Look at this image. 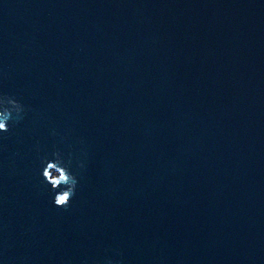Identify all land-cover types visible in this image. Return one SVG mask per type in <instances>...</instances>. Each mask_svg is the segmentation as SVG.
I'll return each instance as SVG.
<instances>
[{
    "label": "water",
    "instance_id": "water-1",
    "mask_svg": "<svg viewBox=\"0 0 264 264\" xmlns=\"http://www.w3.org/2000/svg\"><path fill=\"white\" fill-rule=\"evenodd\" d=\"M3 96L0 264H264V0H0Z\"/></svg>",
    "mask_w": 264,
    "mask_h": 264
},
{
    "label": "clouds",
    "instance_id": "clouds-1",
    "mask_svg": "<svg viewBox=\"0 0 264 264\" xmlns=\"http://www.w3.org/2000/svg\"><path fill=\"white\" fill-rule=\"evenodd\" d=\"M25 109L21 103L10 96L0 98V133H8L9 123L13 125L23 120ZM42 171L40 175L44 184L50 186L54 194L52 203L56 208L67 210L76 194L78 187L77 174L71 170L72 156L69 153L65 160L59 150L51 154V159L45 157L41 160ZM78 168H83V164H78ZM120 255V253H116ZM106 264H113L111 259Z\"/></svg>",
    "mask_w": 264,
    "mask_h": 264
}]
</instances>
